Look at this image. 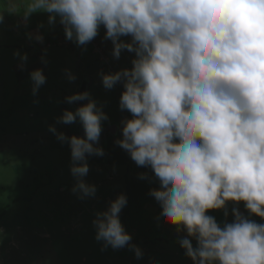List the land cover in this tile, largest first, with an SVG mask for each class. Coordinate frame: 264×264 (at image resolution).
Returning <instances> with one entry per match:
<instances>
[{"label":"clouds","instance_id":"9594fccd","mask_svg":"<svg viewBox=\"0 0 264 264\" xmlns=\"http://www.w3.org/2000/svg\"><path fill=\"white\" fill-rule=\"evenodd\" d=\"M37 12L48 14L49 26L58 18L65 39L83 50L103 27L115 59L124 50L135 54L131 68L99 73L106 90L122 84L119 109L131 114L121 120L122 139L115 144L154 173L159 187L148 195L162 209L157 219L174 218L184 233L178 242L193 264H264V223L252 218L264 219V0H33L22 18L27 22ZM26 36L44 42L39 31ZM13 55L24 70L28 54ZM63 71L69 82L77 79ZM30 80L36 96L47 78L36 69ZM79 101L87 103L65 109L56 123L79 121L84 136L69 137L55 125L48 130L69 145L71 191L84 200L97 192L84 177L88 158L105 155L98 145L109 117L89 91L63 102ZM139 178L148 179V173ZM229 201L236 202L232 222ZM126 204L120 194L95 213V239L101 251L128 247L141 259L142 249L131 243L119 218ZM211 209L221 210L225 221L218 222Z\"/></svg>","mask_w":264,"mask_h":264},{"label":"rangeland","instance_id":"374dc122","mask_svg":"<svg viewBox=\"0 0 264 264\" xmlns=\"http://www.w3.org/2000/svg\"><path fill=\"white\" fill-rule=\"evenodd\" d=\"M15 1L0 0V14H3L2 7ZM26 9L18 16L4 19L0 24V41L13 44L18 37L25 43L24 49L34 51L32 55L37 56L45 55L44 49H47L50 70L46 69L49 77L33 96L32 82L24 77L30 74V65L36 60L27 61L26 68L21 71L20 60L13 55L20 48L0 45V264H154L155 261L193 264L178 242L184 233L177 231L174 218L157 219L162 211L159 204L146 190L136 189L142 182L148 184L144 189L158 188V182L151 179L154 173L149 168L138 167L128 153L115 144V140L122 139L121 120L131 118V114L119 109L122 84L106 90L99 73L131 68L135 54L124 50L117 60L112 56V44L109 57L105 40L99 34L87 46L85 53L89 55L80 64L84 50L65 39L58 18L54 27L49 26L48 14L37 12L25 22L22 17ZM41 23L44 26L37 29ZM37 31L44 36L43 43L19 38ZM94 44L102 50L106 61L93 50ZM64 69H70L77 79L69 82ZM76 86L79 92L90 90L98 106L103 105L109 117L103 126L110 127L98 145L105 155L88 158L90 171L84 179L96 185L97 192L94 198L84 200L71 191L75 179L70 173L69 145L61 144L48 130L49 125H55L58 132L69 137L84 136L79 121L70 125L56 123V117L65 109L75 111L77 105H82L83 101L71 105L63 102L66 96L75 94ZM145 172L149 178L140 179L139 174ZM120 194L126 195L127 204L119 218L132 236L131 243L142 249L141 259H137L128 247L113 250L109 246L101 251L102 242L95 239L96 230L92 224L95 213L107 210L109 202ZM227 203V220L232 222L231 207L236 202ZM239 210L248 215L242 201ZM209 214L218 222L225 221L221 210L211 209ZM252 218L264 223L260 217L253 215ZM192 243L195 246L196 241Z\"/></svg>","mask_w":264,"mask_h":264},{"label":"crops","instance_id":"0c3cea01","mask_svg":"<svg viewBox=\"0 0 264 264\" xmlns=\"http://www.w3.org/2000/svg\"><path fill=\"white\" fill-rule=\"evenodd\" d=\"M6 2L8 1V0H5ZM33 2V0H16L15 2H13V4L12 5H7V6H4V7H2V9H1V11H2V13H3V15H4V19H6V18H8V17H10V16H18L19 15V13H21L22 12V10L24 9H26V8H28L27 6L28 5H30L31 3ZM11 25V24H10ZM28 25V24H27ZM103 30V31H102ZM58 31V30H57ZM100 37L103 39V37H104V35H105V29L103 28V27H101L100 28ZM21 35V34H20ZM20 39H27V41H30L29 39H28V37L27 36H22L21 35V37H19ZM62 39V38H61ZM124 39H128V40H130V38L129 37H124ZM17 40V41H16ZM26 41V42H27ZM61 40H59V42H60ZM31 42V41H30ZM0 45L2 46V47H9V48H16V47H18V48H20L19 50H20V53L21 54H23V53H27L28 54V62H30L31 60H36V63H34V64H32V65H30L31 67H30V69H29V73L31 72V71H33V70H36V69H43V73L45 74V76L46 77H49V72H47L46 71V69H49V67H48V63H47V65H45V64H43L42 62H41V56H37V55H32V53L34 52V51H32V50H30L29 52H27V50H26V48L24 49V46H22L23 44H25V43H23L22 41H20V40H18V37H17V39H16V37H15V42H13V44H11V42H3L2 43V41H0ZM67 44L66 45H69L70 43L69 42H66ZM33 44H34V42H33ZM112 45V42L110 41V40H105V49H106V51L108 52V54H109V50L111 49V46ZM87 46H90V43L89 44H87ZM86 46V49L87 48H89V47H87ZM11 49V50H12ZM24 49V50H23ZM90 50V49H89ZM93 50H94V48H93ZM85 51L86 50H84L83 52H81L82 53V56H83V59H82V57H81V59H79V63L80 64H82L83 63V61L85 60V58H86V56H88L89 54H87L86 55V53H85ZM93 52V51H92ZM81 56V55H80ZM109 57H110V54H109ZM90 61V59L88 60V62ZM124 61V60H123ZM124 62H126V61H124ZM79 69V68H78ZM19 70H21V68H19ZM50 70V69H49ZM21 71H23V70H21ZM50 74H51V72H50ZM25 78V80H27V79H30V74H28V76H25L24 77ZM23 79V78H22ZM20 83H21V81H20ZM75 93H78L79 92V89H78V86H76L75 87ZM89 92L91 93V91L89 90ZM85 103H87V101H83L82 102V104H85ZM79 107V106H78Z\"/></svg>","mask_w":264,"mask_h":264},{"label":"trees","instance_id":"16d2710c","mask_svg":"<svg viewBox=\"0 0 264 264\" xmlns=\"http://www.w3.org/2000/svg\"><path fill=\"white\" fill-rule=\"evenodd\" d=\"M79 105H77V107H78ZM120 126V125H119ZM103 132H102V134H101V137H100V140L102 139V137H103V135L105 134V132H107V126H103ZM83 133V132H82ZM147 185L148 184H145V183H138V185L136 186V189H138L139 191H147V192H149V190L150 189H152V188H149V189H144L145 187H147ZM153 188H157V187H153ZM136 189H135V191H136ZM137 244H141L140 242H138V241H135Z\"/></svg>","mask_w":264,"mask_h":264},{"label":"built area","instance_id":"2783aa9c","mask_svg":"<svg viewBox=\"0 0 264 264\" xmlns=\"http://www.w3.org/2000/svg\"><path fill=\"white\" fill-rule=\"evenodd\" d=\"M94 51L100 55L101 60L104 59L103 61H106V57L104 56V53L102 52V50L99 48L98 45L94 44Z\"/></svg>","mask_w":264,"mask_h":264},{"label":"water","instance_id":"95a60500","mask_svg":"<svg viewBox=\"0 0 264 264\" xmlns=\"http://www.w3.org/2000/svg\"><path fill=\"white\" fill-rule=\"evenodd\" d=\"M115 127H116V126H115ZM115 127H114V128H115ZM109 128H110V127H107V129H109Z\"/></svg>","mask_w":264,"mask_h":264}]
</instances>
